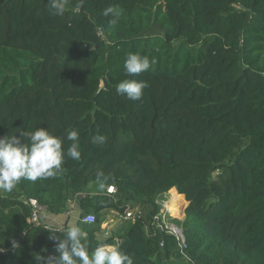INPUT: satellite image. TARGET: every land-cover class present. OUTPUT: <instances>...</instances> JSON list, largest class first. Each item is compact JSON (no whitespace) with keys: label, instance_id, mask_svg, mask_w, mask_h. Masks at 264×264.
<instances>
[{"label":"trees","instance_id":"trees-1","mask_svg":"<svg viewBox=\"0 0 264 264\" xmlns=\"http://www.w3.org/2000/svg\"><path fill=\"white\" fill-rule=\"evenodd\" d=\"M129 52L156 61L131 77L148 84L137 101L116 91ZM37 128L64 149L77 131L81 157L0 194V264L58 255L66 228L29 222V197L54 214L70 201L93 212L80 222L89 253L119 242L133 264H172L174 236L151 225L172 189L187 201L172 220L194 264H264V0H65L60 14L49 0H0V137ZM105 208L135 211L96 237Z\"/></svg>","mask_w":264,"mask_h":264},{"label":"clouds","instance_id":"clouds-1","mask_svg":"<svg viewBox=\"0 0 264 264\" xmlns=\"http://www.w3.org/2000/svg\"><path fill=\"white\" fill-rule=\"evenodd\" d=\"M49 4L53 14H60L64 10L65 0H49ZM120 14L113 6L102 11V15L113 17L109 20L111 26L117 24ZM155 63L154 58L150 60L146 55L129 52L123 65L126 78L116 85L117 93L132 101L140 100L148 84L131 77L149 71ZM19 132V137H0V191L11 192L22 179L35 182L59 177L66 171L63 167L66 158L78 161L81 157L79 133L75 130L67 133V140L71 143L66 149L62 148L64 141L46 128ZM21 138H26L28 143L25 144ZM104 140L102 135L92 137L93 143H103ZM97 178L103 189L107 177L103 172H98ZM57 231L63 232L62 238L56 237L58 243L55 250L58 255L45 259L36 254L35 264H133L132 257L120 250L119 242L99 244L89 253L87 234L78 223Z\"/></svg>","mask_w":264,"mask_h":264},{"label":"built area","instance_id":"built-area-1","mask_svg":"<svg viewBox=\"0 0 264 264\" xmlns=\"http://www.w3.org/2000/svg\"><path fill=\"white\" fill-rule=\"evenodd\" d=\"M108 194L115 193V187L113 185H109L106 188ZM170 197L168 192L164 193L160 199L157 200L160 208L156 214L153 215L151 219V225L155 231H161L164 233H168L174 236L176 240V245L179 251V257L181 259L180 264H194V262L187 256L186 254V242L185 237L182 232V228L173 222V218H179L180 215H177L175 211L172 210L170 205ZM176 201V207L180 209L182 202L184 201L183 197ZM29 207V216L28 221L39 224L40 221V213L45 209L39 201L34 197H29L25 200ZM135 209H126L123 215H120L123 220L130 219L134 216ZM80 222L91 224L96 221V216L93 212H88L79 217ZM108 235V232L105 231L104 235ZM160 245H163V241L160 242Z\"/></svg>","mask_w":264,"mask_h":264},{"label":"crops","instance_id":"crops-1","mask_svg":"<svg viewBox=\"0 0 264 264\" xmlns=\"http://www.w3.org/2000/svg\"><path fill=\"white\" fill-rule=\"evenodd\" d=\"M169 194V197H170V205H171V208L173 211H175L177 213V215H180L178 219H182L183 216H184V208H185V204H186V200L184 198V195L183 194H179L177 193L175 190H170L168 192ZM177 194V195H180L183 197L184 201L182 202L181 204V207L180 209L176 207V199L174 198V195ZM76 203V202H75ZM74 205V204H73ZM73 205H70V203L66 206V210H64L63 212L61 213H58V214H54V213H50V212H47L45 209L40 213V221L42 223H44L46 226L48 227H54V228H67L66 226L68 225L67 222L65 221V219L67 217H72V216H75L79 211H80V208L78 206H73ZM42 219V220H41ZM64 220V221H63ZM109 220V219H108ZM106 222V221H105ZM104 222V223H105ZM103 223V224H104ZM66 225V226H64ZM69 226V225H68ZM117 228H119V225L117 224H111L109 227H106L103 225L101 226V231H102V234H104L105 231H107L109 234V230H112L111 232L113 233V231H115ZM108 234V235H109ZM96 235H97V232H96ZM169 263H172V264H177V263H181V259L180 257H174L172 258Z\"/></svg>","mask_w":264,"mask_h":264},{"label":"rangeland","instance_id":"rangeland-1","mask_svg":"<svg viewBox=\"0 0 264 264\" xmlns=\"http://www.w3.org/2000/svg\"><path fill=\"white\" fill-rule=\"evenodd\" d=\"M100 33V31H99ZM179 43V41L175 42L174 44L177 45ZM102 191L99 190L98 193H101ZM18 188H14L11 192H3V191H0V194L3 195V196H7V195H17L18 196ZM95 193V192H94ZM74 204V205H73ZM187 204V202H186ZM185 204V205H186ZM70 205H73V206H78L77 203H75V201H70ZM79 207V206H78ZM80 208V207H79ZM85 214V213H88V212H83L81 209L80 211L75 215V216H72V217H67L65 219V221L67 222L68 225H71L73 223H78V225L81 227L80 225V221H79V217L81 216V214ZM109 219V220H108ZM177 219V218H176ZM42 220V219H41ZM64 221V220H63ZM106 221V222H105ZM97 222H101V226L103 225L106 226V227H109L112 223L113 224H117L120 226L122 225H125L126 222L123 221L122 217L120 215H118V212L115 210V209H110V208H105L104 210H102L100 213H99V216H97ZM105 222V223H104ZM104 223V224H103ZM68 225H64L66 227H68ZM112 230H109V232L111 233ZM85 232V231H84ZM109 234V233H108ZM107 235V234H106ZM102 236H105L104 234H102V231L99 230L97 231V235L96 237H102Z\"/></svg>","mask_w":264,"mask_h":264},{"label":"water","instance_id":"water-1","mask_svg":"<svg viewBox=\"0 0 264 264\" xmlns=\"http://www.w3.org/2000/svg\"><path fill=\"white\" fill-rule=\"evenodd\" d=\"M21 238H22V235H19V236L17 237V239L14 241L13 244H16Z\"/></svg>","mask_w":264,"mask_h":264},{"label":"bare ground","instance_id":"bare-ground-1","mask_svg":"<svg viewBox=\"0 0 264 264\" xmlns=\"http://www.w3.org/2000/svg\"><path fill=\"white\" fill-rule=\"evenodd\" d=\"M174 198H175L176 200L181 199V197H179L177 194L174 195Z\"/></svg>","mask_w":264,"mask_h":264}]
</instances>
